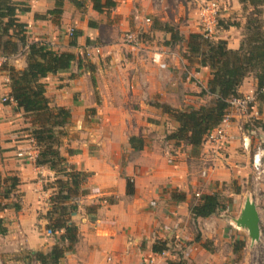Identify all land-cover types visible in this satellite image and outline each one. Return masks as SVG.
<instances>
[{
  "label": "crops",
  "instance_id": "1",
  "mask_svg": "<svg viewBox=\"0 0 264 264\" xmlns=\"http://www.w3.org/2000/svg\"><path fill=\"white\" fill-rule=\"evenodd\" d=\"M120 1L128 6L133 0ZM220 1L223 11L219 16L227 20L236 9L242 8L240 0ZM191 3L187 2V6L180 3L189 17V25L184 27L189 29V34L200 32L197 25L201 9L196 10ZM55 7V0H31V11L20 15V19L28 24L30 42L43 41L58 51L82 54L84 45L97 44L106 36L105 26L110 30L109 38H113L102 46L104 54L101 59L91 58L89 62L82 59L81 66L76 61L68 70L43 79L51 105L71 110V122L60 146L62 155L76 169L91 173L83 185L86 193L81 196L79 208L72 215L79 229V242L58 264H141L150 258L157 264H168L175 258L168 251L173 237L190 242L196 239L205 247L207 254L210 251L206 240H214L215 244L224 238L236 240L233 241L234 250V244L245 241L248 232L234 228L237 226L222 217L219 209L209 217L196 218L191 207L199 200L197 193L221 194L223 181L244 176L248 165H243L242 161L251 163V154L247 159V152L241 148L239 139L242 134L235 131L241 130L240 119L245 115L233 111L227 142L223 145L203 143L195 152L184 142L176 143L168 136L179 123L158 104L178 109L207 104V100L213 97L199 93L191 80L199 79L205 89L212 76L211 69L190 57L187 46L185 54L180 55L175 51L176 45L164 43L162 48H153L142 44L134 49L119 40L115 35L117 25H107L105 19V15H121L123 21L126 19L127 11L119 3L116 9L99 13L93 9L91 0H85L86 8H77L70 0H64L61 15L48 13ZM158 7L155 2V10ZM168 8L169 4H165L161 7L164 12L158 11L164 13L160 14L161 23H171L169 19L173 10H169L168 15ZM241 16L237 18L239 25L232 22L218 26L215 38L224 39L230 48L237 49L246 23V17ZM179 20V16L174 17L175 22L179 23ZM90 21L97 26L91 27ZM180 27L183 28L182 25ZM71 28L81 32L76 45L71 44L68 33ZM164 38L168 40L170 37L167 34ZM141 49L146 50L143 53ZM155 50L164 52V60L160 64L153 61ZM21 53L18 51L10 57L11 65L17 70L27 67L26 55ZM9 79V70L2 71L0 172L16 174L23 200L18 211L0 210V218L8 229L7 234H0V264H27L25 249L48 252L57 243L61 232L49 230L45 217L50 209V194L44 188L43 177L53 176L55 171L36 163L37 149L29 150L32 158L18 156V152L26 147L24 143L34 142V139L31 134L22 139L14 135L29 122L14 100H3L11 93ZM239 92L241 96L254 94L250 115L263 120L264 97L260 96H264V92L258 90L253 75L244 79ZM131 136L143 139V149L132 147ZM204 169L208 170L205 176L202 174ZM128 181L133 184V194L127 192ZM177 193L184 194L185 198L176 199L174 194ZM236 196L239 197V193ZM245 200L238 204L240 212ZM90 207L94 209L88 210ZM197 228L201 234L195 237ZM156 243L165 244L167 249L155 252L153 246ZM31 264L40 263L32 261Z\"/></svg>",
  "mask_w": 264,
  "mask_h": 264
},
{
  "label": "trees",
  "instance_id": "2",
  "mask_svg": "<svg viewBox=\"0 0 264 264\" xmlns=\"http://www.w3.org/2000/svg\"><path fill=\"white\" fill-rule=\"evenodd\" d=\"M56 7L48 13L61 15L64 0H55ZM77 8L85 7V0H70ZM93 9L99 13L109 11L118 6L120 0H91ZM243 10H247L245 31L240 46L230 48L224 39L207 38L200 32H192L188 37L181 33L179 27L172 23L155 25L169 35L167 45L187 43L189 56L196 58L200 65L211 69V78L202 95L213 97L211 102L198 107L190 106L186 109L174 108L168 104H158L164 112L169 113L178 123V128L169 134L168 138L176 143L184 142L192 146L195 152L204 143L206 135L221 122L230 107V101L241 96L239 88L248 75H253L258 89L264 85V0H240ZM31 11V0H0V54H14L20 48H25L27 67L24 70L9 68L11 81L10 96L18 108H22L25 115L33 117L31 122L35 127L31 136L39 147L36 163L47 166L55 171L57 191L50 196L51 207L46 214L48 229L61 232L57 243L48 251L30 250L26 255L28 263L36 261L40 264H58L67 253L72 252L79 242V229L72 220V215L79 208V200L86 193L84 183L91 173L76 169L69 164L62 155L60 146L67 135L66 127L71 122V110L64 106H52L46 96V83L43 79L59 71L68 70L72 63L82 65V57L69 51H58L50 43L28 40L27 23L20 19V15ZM38 17V15H37ZM233 24L239 25L238 22ZM232 24V25H233ZM91 27L96 23L89 22ZM226 26V25H225ZM220 27V26H219ZM81 32H76L71 40L76 45V38ZM262 93V92H261ZM263 98L264 96H260ZM264 130V119L259 123ZM130 143L135 150L144 147L141 137L131 136ZM17 176L12 178L9 192H13L19 185ZM1 190V182H0ZM128 194L134 193L133 184L127 182ZM176 199H184V194H174ZM219 193H206L192 205L194 217H209L215 214L221 203ZM15 210L21 209V204L13 205ZM93 207L88 210H93ZM0 218V234L8 232ZM199 238H197L198 240ZM245 246V241H237L234 251ZM165 244L156 243L155 252H164ZM168 264H183L170 261Z\"/></svg>",
  "mask_w": 264,
  "mask_h": 264
},
{
  "label": "rangeland",
  "instance_id": "3",
  "mask_svg": "<svg viewBox=\"0 0 264 264\" xmlns=\"http://www.w3.org/2000/svg\"><path fill=\"white\" fill-rule=\"evenodd\" d=\"M155 2L159 5L158 9L155 10ZM187 2H192V7L196 10H200L203 5V0H133L130 1L129 5L124 4L122 1L119 2V6H123L124 10L127 11L126 19L123 21L121 15H110L112 18L107 15H105V19L107 20L106 24L111 25L114 24L117 25V31L115 33L116 37L124 41V34L127 31L132 32H139V40L144 46H152L153 48H162L163 44L166 42V39L164 38L167 33L158 30L155 25L158 24V22L162 21V16L158 11H162L161 7L165 4H169V8L167 9L168 15L170 14L169 10L172 11V18H170V22L172 24H175L177 27H179L181 33H183L184 36L189 35V29L185 30L184 27L188 26V15L184 13V8L182 6L180 7V3L187 6ZM221 3V1H220ZM163 4V5H162ZM86 8V7H84ZM116 9V8H115ZM252 9L251 7L248 8V11ZM180 11L182 12L181 15ZM222 10V3H221V14ZM247 10H243V7L241 9H236L235 13L229 17V20L226 19V17L218 16V26H225L226 24H230L232 22H238L237 18H241L243 15H247ZM164 12V11H162ZM166 13V12H165ZM185 14V15H184ZM241 14V15H240ZM180 18L179 23L174 21V17ZM150 17L152 19V24L147 25L144 22V18ZM110 20L112 22H110ZM226 21H228L226 23ZM182 25L183 28L180 26ZM197 27L200 28L199 23ZM106 30V36L102 37V40H99L97 42L98 45L101 47L109 40H112L113 38H109L110 30L107 26H105ZM76 33V31H75ZM218 34L216 33L215 36ZM71 40L73 36H70ZM112 38V39H111ZM215 38V37H214ZM216 39V38H215ZM126 43V42H125ZM128 46V45H127ZM187 43L182 41L179 42L176 47L175 51H177L178 54L184 55V50H186ZM146 49H141V52L144 53ZM26 51L25 48H20L19 53ZM60 51V50H59ZM127 54V52L125 51ZM22 54V53H21ZM24 54V53H23ZM22 54V55H23ZM104 51L101 53H92L91 56H84L82 54H79L82 59L89 62L91 58L93 59H101L103 57ZM130 54H132V51H130ZM6 56L11 57V54H4ZM11 61H8L4 65L3 71L9 70L11 65ZM160 64V63H157ZM182 71V70H180ZM179 76L181 77V73H179ZM193 81L196 86L198 87L199 93L202 92V84L199 79L193 78ZM6 82V81H5ZM11 82V81H9ZM209 98V97H207ZM211 99L207 100V104L210 103ZM254 103L252 102L248 108L246 116L240 119V128L238 129L236 134H242L243 131L247 132L251 138L252 142L255 143L256 141L261 143L264 146V131L260 127L261 119H257L256 115L251 116L250 113L253 111ZM244 115V114H242ZM26 116V121L29 122L28 126L17 130L14 134L17 136V138H25L26 135L31 134V130L35 127V125L31 122L33 117ZM234 120H236L234 118ZM66 130V129H65ZM67 132V130H66ZM242 137V135H241ZM240 139V143L242 146V138ZM21 138V139H22ZM31 138H33L31 136ZM64 138V137H63ZM26 147L22 148L23 151H29V150H39V147L37 143L34 141H27L24 143ZM37 147V148H35ZM242 148V147H241ZM243 149V148H242ZM247 154V159L250 155L249 152ZM243 165H248L247 170H245L244 176L239 175L238 178H233L229 182L223 181L221 185V191H220V198L221 203L219 207L218 213L222 214V217L230 219V221L235 224L234 219L237 218V216L240 214V207L238 204L247 197L252 198V200L256 203L258 207V211L260 214V228H261V236L258 241L252 242L251 239L245 236V246H242V248L235 252L233 250V241L236 240H219L216 241L217 243H214V240H206V245L208 248V251H210L208 254L204 251L205 247L203 248V245L201 243H198L196 239H194V242L186 241V239L178 240L175 237H173L172 242L168 246V251L171 252L173 255H175L174 260L177 262H182L183 264H264V185L261 186V184H264V179L261 181H255L254 174L252 172L251 163L248 161L247 163L245 161H242ZM201 165V164H200ZM16 176V174H8L7 172L3 173L0 172V182H1V190H0V210L8 209L10 212L17 211L14 209L13 205L16 203L21 204V201L23 198L21 197V192L18 191V186L13 192H9L10 184L12 183V178ZM56 173H54L53 176H47L43 177L44 179V188L46 190H49L50 196L54 194L58 189L55 187L56 182ZM53 178V179H52ZM239 193V197L236 196V194ZM50 196H49V205L51 207L50 203ZM239 199V202H238ZM22 206V205H21ZM7 218V217H5ZM236 226V224L234 225ZM237 228L238 230H241V232H245L243 228ZM200 230L197 228L194 230V236H200ZM248 232V231H247ZM199 234V235H198ZM204 240V239H203ZM176 241V242H174ZM162 244V243H160ZM24 252V251H22ZM30 250L25 249V254H29ZM215 252V254H214ZM215 257H214V256ZM143 262V261H142ZM142 264V263H141Z\"/></svg>",
  "mask_w": 264,
  "mask_h": 264
},
{
  "label": "built area",
  "instance_id": "4",
  "mask_svg": "<svg viewBox=\"0 0 264 264\" xmlns=\"http://www.w3.org/2000/svg\"><path fill=\"white\" fill-rule=\"evenodd\" d=\"M220 0H203V5L200 12V33L207 38H214L215 34L218 31V16L220 13ZM144 22L147 25L152 24V19L150 17L144 18ZM69 36H74L75 30L71 28L69 30ZM139 32L127 31L124 34V41L134 49L140 48L142 43L139 40ZM102 47L98 44H86L82 50V54L86 56H91L92 53H101ZM164 60V52L160 50H155L153 52V61L155 63H161ZM10 61L9 57L0 54V74L4 69V65ZM10 81V79H9ZM260 92H264V85L261 89H258ZM4 101L12 100V97L5 96ZM254 94L243 95L235 97L230 101V107L227 113L222 118L219 125L213 128L206 135L204 143H218L223 145L227 142V131L230 125L231 116L234 110L240 111L246 116L248 108L252 102H254ZM253 116V115H251ZM242 129V128H241ZM242 148L246 152L251 154V168L254 174L255 181H261L264 179V146L259 142H252L251 136L243 131L242 132ZM19 157L23 158H32L33 154L31 151H19ZM207 169L202 171V174L207 175ZM197 197H200L201 194L197 193ZM142 264H157L156 261L152 258L145 260Z\"/></svg>",
  "mask_w": 264,
  "mask_h": 264
},
{
  "label": "water",
  "instance_id": "5",
  "mask_svg": "<svg viewBox=\"0 0 264 264\" xmlns=\"http://www.w3.org/2000/svg\"><path fill=\"white\" fill-rule=\"evenodd\" d=\"M234 222L237 227L248 231L249 238L252 242L260 239V214L258 207L252 198H246L244 207L237 218L234 219Z\"/></svg>",
  "mask_w": 264,
  "mask_h": 264
}]
</instances>
